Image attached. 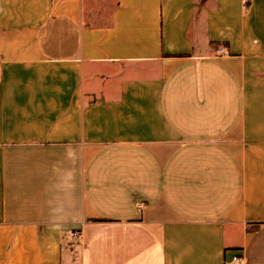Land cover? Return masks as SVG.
<instances>
[{
    "label": "crops",
    "instance_id": "crops-1",
    "mask_svg": "<svg viewBox=\"0 0 264 264\" xmlns=\"http://www.w3.org/2000/svg\"><path fill=\"white\" fill-rule=\"evenodd\" d=\"M0 264H264V0H0Z\"/></svg>",
    "mask_w": 264,
    "mask_h": 264
},
{
    "label": "rangeland",
    "instance_id": "rangeland-1",
    "mask_svg": "<svg viewBox=\"0 0 264 264\" xmlns=\"http://www.w3.org/2000/svg\"><path fill=\"white\" fill-rule=\"evenodd\" d=\"M107 4V2H101L100 3V7L102 8L104 5H106ZM102 13V14H101ZM109 18V16L107 15V14H104L103 12H100V14H99V16L97 17V20H102V19H104V20H107ZM99 22V21H98ZM78 249V245H77V243L75 244V246H74V250L76 251Z\"/></svg>",
    "mask_w": 264,
    "mask_h": 264
},
{
    "label": "built area",
    "instance_id": "built-area-1",
    "mask_svg": "<svg viewBox=\"0 0 264 264\" xmlns=\"http://www.w3.org/2000/svg\"><path fill=\"white\" fill-rule=\"evenodd\" d=\"M251 1H252V0H242V6H243V9H244V10H247V9H248V7H249ZM222 51H223V50H222ZM234 260L237 261V262H239V263L242 262V260H241L240 258H236V257H235Z\"/></svg>",
    "mask_w": 264,
    "mask_h": 264
}]
</instances>
